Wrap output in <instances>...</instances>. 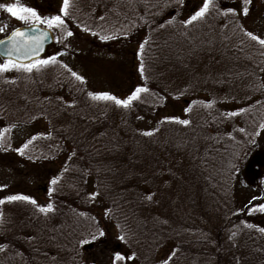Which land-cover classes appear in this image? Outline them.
Masks as SVG:
<instances>
[{"label": "trees", "instance_id": "16d2710c", "mask_svg": "<svg viewBox=\"0 0 264 264\" xmlns=\"http://www.w3.org/2000/svg\"><path fill=\"white\" fill-rule=\"evenodd\" d=\"M188 1L69 0L64 16L59 0L49 17L59 14L65 23L52 28L54 46L42 58L55 56L56 63L0 72V264H97L94 257L82 263L84 252L106 249L134 254L116 264H264V214L256 207L264 200V160L256 186L247 182L238 143L252 144L264 124V105L254 107L250 98L258 86L244 83L238 99L240 81L254 78L256 58L245 52L262 46L241 26L245 0H213L203 20L184 25L202 6L187 8ZM69 31L82 34L83 53L61 46ZM96 49L109 53L96 57ZM120 51L134 70L123 74L129 82L122 99L148 89L126 108L92 99L89 93L107 91L88 88L87 71L74 68L86 55L98 69L118 67L122 58L110 55ZM217 57L228 66L208 72L206 63ZM29 114L40 127L15 145L11 132L29 126L20 119ZM93 193L105 214L91 207ZM12 195L37 203L7 201ZM48 203L53 211H38ZM97 229L105 236L78 245Z\"/></svg>", "mask_w": 264, "mask_h": 264}, {"label": "rangeland", "instance_id": "374dc122", "mask_svg": "<svg viewBox=\"0 0 264 264\" xmlns=\"http://www.w3.org/2000/svg\"><path fill=\"white\" fill-rule=\"evenodd\" d=\"M200 1L201 0H189L188 2H186V7L187 8L191 7L193 9L197 8L198 5L200 4ZM9 3H19L23 6L33 8L43 18V17H49L50 13L55 14V12L58 11L59 0H0V4H9ZM245 7L248 8V12L246 15L243 14V9ZM238 17L240 19L241 26L245 28L244 30H248L249 32L253 33L255 36L264 39V0H252L250 3L239 5ZM259 21H261L262 23L259 24ZM28 25L31 24L26 25L24 24V22L12 17L6 11L0 9V27H4V32H0V38L5 36L7 33H9L11 30L15 28H18L20 26H28ZM57 35L60 36L61 34H57ZM81 35L82 34H78V35L72 34L71 36H67L64 38L63 36L65 35H61V46L63 47L70 46L71 52L73 53L74 52L83 53L84 48H88V47H86V44L84 43L83 40H77V36H81ZM253 41L255 42V40ZM53 46L54 45H51V47ZM258 46H262V48L260 49V53L256 52L254 50V47L252 48L251 45L248 51L245 52L248 54H252V56L256 58L255 60L251 56L253 58L252 74H254V78L252 80L248 78L244 80L245 82L242 80L240 81L238 88L239 90L238 99L241 98L240 96H241L242 87L246 85L247 86L251 85V87L258 86L259 90L256 91L257 96L251 95L250 98L253 100L252 104L254 107L258 106L259 108H261L260 105H264V101L263 104L262 103L259 104L260 98L264 99V45H260L258 43ZM104 51H99L98 49H96V52L98 53L96 57L103 56L109 53V51H105V52ZM242 52L243 51L238 49L237 55L241 56ZM122 53L123 52L120 51V53L117 52L115 54L110 55L115 58L116 57L122 58L123 62L122 63L119 62L117 64L118 67L112 66V68H110L109 66L104 65L103 69L102 68L98 69L99 64L95 63L96 60L93 61V56L86 55L83 58L80 59L78 58V61H76L74 64V68L78 73L87 71L88 74L85 77V84L88 86V88L93 87V89L96 92L107 91L109 94H114L115 97L122 99L124 96H126L125 94L126 92H128V90L123 92L120 90L127 89L128 83L125 81L129 82V80L125 79L126 77H124L123 74H125L126 76L127 74H131V72L134 71L128 62V59L129 60L131 59L130 58L127 59V57L123 56ZM202 55L204 56L205 61H207L208 60L207 57H209L211 53L206 51L205 53L203 52ZM258 61L259 63H257ZM0 64H3V61L0 60ZM206 64H207L206 70L213 74L217 72H221L226 66H228V62H222L220 57H217L213 60H209L208 63ZM257 68H259V71H256ZM135 117L136 120L139 121L140 126H144L146 124L144 117L142 116L141 118L137 112ZM20 119L21 120L24 119L25 121H27L28 119L27 123H29L30 125L22 126V127L19 126L18 128L16 129L14 128L12 130L11 142L15 145L22 143L26 139V137H28L34 130L40 127L39 122L34 123L36 117L33 114L27 115V118H20ZM258 133L259 135H257V133L255 135L257 140H254L250 145L248 143H243V142L241 143L240 140L238 139L240 148L242 149V152H244L242 153V158L244 164L246 165L243 168L244 169L243 176L247 182L250 181V183H252L253 185L256 184V181H258L259 178L258 161H260L261 158L262 160H264V129L260 128ZM257 146L258 149L262 151L258 150ZM158 149H160V147H158ZM256 154L261 157H258ZM240 164H242V162H240ZM262 186H264V183L262 184ZM39 198L44 199V194L42 193V195H40ZM263 204H264V200H263ZM91 207H94V210L96 212L100 214H105L102 211L103 209L99 208L97 210V207H99V199L97 200V198L95 197L93 200H91ZM112 256L113 254L111 255V250L108 249L103 250L102 252L99 251V253L95 252V250H91L89 251V253L84 252L82 258L83 260L81 262L87 263L89 261V257L91 258L94 257L97 264H112V260H111Z\"/></svg>", "mask_w": 264, "mask_h": 264}, {"label": "snow or ice", "instance_id": "6c2138e0", "mask_svg": "<svg viewBox=\"0 0 264 264\" xmlns=\"http://www.w3.org/2000/svg\"><path fill=\"white\" fill-rule=\"evenodd\" d=\"M250 2V0H245V3ZM180 3H183V0H180ZM68 7H69V0H63V7L61 8V12L64 16L68 15ZM215 5L213 4V0H202V6L198 7V9L189 16L188 19L184 20L182 23L184 25H189L194 22H197L199 20H203L206 17V14L209 13L210 9L214 8ZM0 9L6 11L8 14H10L12 17L24 22V24H31L33 28H35L36 24H46L49 29H52L53 27H62L65 23L64 19L61 15H54L52 17H41L37 11L33 8L23 6L19 3H9V4H0ZM233 9H228L227 12H233ZM248 8L245 7L243 9V14H247ZM226 15L227 13H221ZM171 23V21H169ZM160 27H164V25H160ZM39 31L38 29H36ZM0 32H4V27H0ZM73 33L68 32L67 35L71 36ZM245 35L250 37L252 40L257 41L259 44L264 45V39H261L257 36H255L251 32H246ZM47 38V33L40 32L39 35H29V33L25 30H22L20 28L13 29L11 34L7 37V42L12 45V48L10 50L5 51V55L8 57V59L5 61V63L0 64V72L2 71H8L10 69H16V70H22L25 72H32L33 70L39 71L43 67L56 63L55 56L48 57L46 59H31L28 55V53H32L33 55H38V53L42 50L43 41ZM102 39H108V37H101ZM0 44H5L4 40H0ZM140 48H144V44L142 43L140 45ZM18 54L17 60H13V54ZM22 56L23 59L29 60V63H19L17 62L19 57ZM63 67L67 68L66 65ZM69 72H71V75L75 77V79L83 82L84 78L82 76H79L76 72L71 71V69H68ZM141 71H143V65H141ZM147 88L138 87L135 89L134 92L131 93L126 99H118L117 97L105 92V93H99V94H92L89 93V95L94 100H103V101H112L117 106L121 107H129L130 104L136 100L139 97V94L142 92H147ZM246 109H240V112H244ZM238 113L232 112L228 113L227 115L235 116ZM167 121H177V118L175 117H166L165 122ZM180 124L188 125L190 123L189 120H178ZM261 129H264V124L260 125ZM239 131L243 132L244 129L241 128ZM144 135H152V132H145ZM259 135V133H257ZM32 139H35L33 137ZM28 143H31V140L28 141ZM28 145L25 144L23 147L26 148ZM17 152L20 154H23V149H17ZM234 170L235 166H234ZM52 183H57V180H52ZM98 195L97 193H93L92 196ZM7 201H26L33 205H36L35 199L26 196V195H12L8 196ZM150 199V197H149ZM259 199V197H253V200ZM0 203H4L3 200H0ZM259 211L264 212V204H260L256 206ZM53 205L51 203H48L46 206H39L38 211L41 213H48L53 211ZM107 214V213H106ZM248 227H252V225H248ZM261 232H264V228L260 229ZM105 236V232L103 229H97L96 233H89V238H82L78 241V245L83 247L84 245H88L97 239H100ZM119 240H124V236L117 237ZM134 254L132 256H128L127 254L121 253V252H115L112 257V264H116L117 261H125L134 259ZM171 258V257H170ZM167 264V262H165Z\"/></svg>", "mask_w": 264, "mask_h": 264}, {"label": "water", "instance_id": "95a60500", "mask_svg": "<svg viewBox=\"0 0 264 264\" xmlns=\"http://www.w3.org/2000/svg\"><path fill=\"white\" fill-rule=\"evenodd\" d=\"M18 28L27 31L29 33V35H39L40 32L47 33V38L43 41L42 50L38 53V55H33L32 53H28V55L31 59H39L45 53L47 47L54 40L53 34L49 29L40 27L38 25H35V28H33L32 25L28 26V27H18ZM36 29H38L39 31H37ZM11 32L6 37H3L0 39V40L5 41V44H0V57H2L4 59H8V57L5 55V51L10 50L12 48V45L7 42V37L11 34ZM17 56H18V54L14 53L12 59L17 60ZM17 62L29 63L30 61L25 60V59H23L22 56H20Z\"/></svg>", "mask_w": 264, "mask_h": 264}]
</instances>
